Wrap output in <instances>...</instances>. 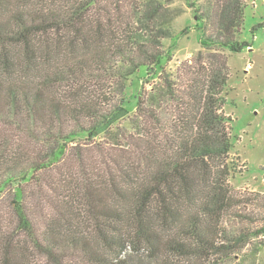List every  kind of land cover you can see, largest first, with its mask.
Masks as SVG:
<instances>
[{
	"label": "trees",
	"instance_id": "trees-1",
	"mask_svg": "<svg viewBox=\"0 0 264 264\" xmlns=\"http://www.w3.org/2000/svg\"><path fill=\"white\" fill-rule=\"evenodd\" d=\"M172 1L0 0V264H212L264 246V192L234 189L227 160L247 2L189 0L202 49L172 73ZM142 67L159 82L130 115Z\"/></svg>",
	"mask_w": 264,
	"mask_h": 264
},
{
	"label": "rangeland",
	"instance_id": "rangeland-1",
	"mask_svg": "<svg viewBox=\"0 0 264 264\" xmlns=\"http://www.w3.org/2000/svg\"><path fill=\"white\" fill-rule=\"evenodd\" d=\"M115 0H108L113 2ZM194 5L198 0H192ZM189 0H174L170 4L175 12V36L164 40V49L171 57H163L168 72L175 73L182 62L193 59L201 48L202 32L196 27V16ZM243 30L238 39L249 43L240 53L229 56L231 67L224 104L225 113L232 116L233 150L228 157L231 167L230 184L236 190L264 192V0H246ZM187 31V32H185ZM146 67L130 78L127 92L130 100L126 108L136 111L141 86L150 90L159 78L146 82ZM256 239L236 256L214 260L212 264H264V246ZM146 261L144 255L134 256Z\"/></svg>",
	"mask_w": 264,
	"mask_h": 264
},
{
	"label": "crops",
	"instance_id": "crops-1",
	"mask_svg": "<svg viewBox=\"0 0 264 264\" xmlns=\"http://www.w3.org/2000/svg\"><path fill=\"white\" fill-rule=\"evenodd\" d=\"M228 114V113H227Z\"/></svg>",
	"mask_w": 264,
	"mask_h": 264
}]
</instances>
